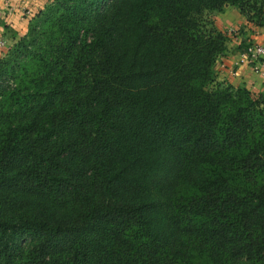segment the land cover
Listing matches in <instances>:
<instances>
[{
  "label": "trees",
  "instance_id": "1",
  "mask_svg": "<svg viewBox=\"0 0 264 264\" xmlns=\"http://www.w3.org/2000/svg\"><path fill=\"white\" fill-rule=\"evenodd\" d=\"M228 4L264 26V0L39 11L0 59V264H264V94L215 82L199 18Z\"/></svg>",
  "mask_w": 264,
  "mask_h": 264
},
{
  "label": "rangeland",
  "instance_id": "2",
  "mask_svg": "<svg viewBox=\"0 0 264 264\" xmlns=\"http://www.w3.org/2000/svg\"><path fill=\"white\" fill-rule=\"evenodd\" d=\"M40 1L41 4H37ZM42 1L0 0V59L9 53L20 37L28 33L39 11L53 0H44L43 3ZM199 18L204 30L216 28L225 34L228 52L217 62L215 82L246 87L256 98L263 95L264 63L258 66L249 63L241 57L242 50H239V46L243 36L250 39L249 43L264 44V26H257L248 21L240 9L231 4L217 12L205 11ZM229 21H232L231 25Z\"/></svg>",
  "mask_w": 264,
  "mask_h": 264
},
{
  "label": "built area",
  "instance_id": "3",
  "mask_svg": "<svg viewBox=\"0 0 264 264\" xmlns=\"http://www.w3.org/2000/svg\"><path fill=\"white\" fill-rule=\"evenodd\" d=\"M241 57L249 63H254L258 66L264 63V44L261 43H248L240 53Z\"/></svg>",
  "mask_w": 264,
  "mask_h": 264
},
{
  "label": "crops",
  "instance_id": "4",
  "mask_svg": "<svg viewBox=\"0 0 264 264\" xmlns=\"http://www.w3.org/2000/svg\"><path fill=\"white\" fill-rule=\"evenodd\" d=\"M35 2V1H34ZM44 2V0L42 1V3ZM47 1H45V3H46ZM44 3V4H45ZM37 4H41V1L39 2V3H37ZM229 24L231 25L232 24V21H229ZM249 38L247 37V36H243L242 38H241V41L242 42H244V45H246V44H248L249 43ZM232 51V50H231ZM217 69H219V65L217 66Z\"/></svg>",
  "mask_w": 264,
  "mask_h": 264
}]
</instances>
